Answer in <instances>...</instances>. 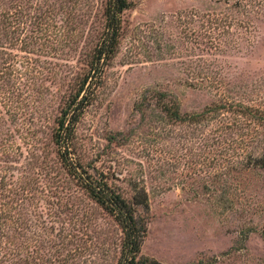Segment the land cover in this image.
Returning <instances> with one entry per match:
<instances>
[{
	"label": "rangeland",
	"instance_id": "374dc122",
	"mask_svg": "<svg viewBox=\"0 0 264 264\" xmlns=\"http://www.w3.org/2000/svg\"><path fill=\"white\" fill-rule=\"evenodd\" d=\"M131 1L116 55L82 95L69 160L108 172L127 200L146 191L143 257L264 264V152L209 149L212 126L173 122L154 98L136 110L147 90L171 94L182 114L222 100L264 109V89L251 86L264 78V0ZM251 1L262 9L235 13ZM104 3L0 0V264L118 263L121 228L56 143L104 34Z\"/></svg>",
	"mask_w": 264,
	"mask_h": 264
},
{
	"label": "trees",
	"instance_id": "16d2710c",
	"mask_svg": "<svg viewBox=\"0 0 264 264\" xmlns=\"http://www.w3.org/2000/svg\"><path fill=\"white\" fill-rule=\"evenodd\" d=\"M255 1L235 4V13L245 15L256 12L255 8L261 10L262 6H256L258 3H255ZM104 4L106 20L104 34L94 50L89 72L83 78L76 94L72 96L62 112L56 134V143L63 151L61 156L65 166L79 180L90 197L108 214L113 216L121 228L123 241L117 264H161L154 259L145 258L141 255L142 246L148 233V220L141 213V210L150 209L146 191L143 189L137 190L132 200H127L108 172L74 165L69 160L71 127L76 111L80 109V103L85 98L82 95L86 92L90 82L104 71L110 60L116 55L122 28V16L133 7L131 0H105ZM246 23L244 20L235 18V28L249 29L251 23L249 22L244 26ZM211 37L209 35L208 38L211 39ZM207 45L210 48L217 47L210 41ZM202 62L205 63V61ZM199 75V79L207 82L214 79L206 73L203 75V70ZM260 79L251 83L253 92H257L259 88L264 89V78ZM249 87L250 85L246 83L239 88L249 89ZM235 88H237V85ZM80 98L81 100H79ZM153 98L156 99L158 104L162 105L166 116L173 122L206 124V128L212 126L214 128L213 133H210L205 139V145L209 149L216 148L215 150L219 152H243L250 143L254 144L257 152H264V138L259 134L254 135L260 131L252 126L264 127V109L252 105L251 100L247 102L222 100L220 103L207 106L201 113L182 114L178 100L171 94L147 90L141 101L136 105V110L142 111L148 100ZM248 137H251L249 141L247 140ZM255 163L264 167V156L256 159ZM213 261L216 262L217 258ZM194 264H211V262L201 260Z\"/></svg>",
	"mask_w": 264,
	"mask_h": 264
}]
</instances>
